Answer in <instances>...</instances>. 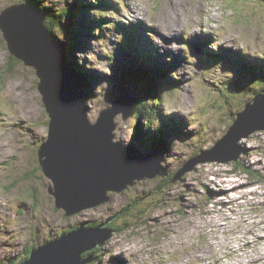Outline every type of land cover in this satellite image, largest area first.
I'll use <instances>...</instances> for the list:
<instances>
[{
    "label": "clouds",
    "instance_id": "clouds-1",
    "mask_svg": "<svg viewBox=\"0 0 264 264\" xmlns=\"http://www.w3.org/2000/svg\"><path fill=\"white\" fill-rule=\"evenodd\" d=\"M27 2L28 0H0V14L11 3L25 5ZM57 2L67 10V3H71L72 0H67V3L66 0ZM115 2L116 0H113V3ZM122 2L124 10L121 16L111 22V27L103 28L107 30L103 37L99 35L102 28H92V35L97 38L89 41V51L76 53V64H83L86 69L111 75L110 65L114 60L115 44L110 41L120 43L123 40L122 32L113 34L115 22H122L125 25L141 22L146 28L145 35L161 52L165 48L173 52L182 51L185 62L169 72L173 80L181 81L183 77L182 82L175 86L179 88L175 93L176 102L170 104L166 110L162 105V111L166 116L173 113L183 115L188 121L187 127L191 125V117L198 111L205 94L218 91V85H227L233 74L229 70H222L220 62L208 67H196L198 59L191 54L189 47L187 51L180 49L178 47L180 43L171 40V37L180 35L183 41H187L194 35L205 34L211 37L208 48L214 52L221 47L231 48L243 55L264 60L261 58V54H264V7L258 6L257 0H122ZM44 3L45 0H42L41 8H44L42 7ZM90 3L95 5L98 0H90ZM90 14L100 18L96 16L94 8L90 9ZM162 37L169 38L170 42L166 44ZM64 38V33L57 37L61 42ZM99 41H103V44H99ZM182 43L187 45L185 42ZM102 48H107V53L103 52ZM97 53L106 58H99ZM164 59L170 62L171 56H165ZM100 60L107 62L98 63ZM189 64L192 65L190 71L187 68ZM201 69L212 71L205 74ZM193 77H197L198 93L195 98L192 88L187 86V82ZM30 87V82L18 77L13 81L12 93L9 95L6 90L3 97V105L0 106V160L15 156L18 164H26L30 158L28 145L32 143L31 137L25 136L22 128L16 127L30 118L26 107ZM107 88L108 82L100 81L94 88L95 94L84 100L85 118L89 126H95L101 112L112 107L111 102L105 99ZM97 95H100L101 99L93 112L92 105L87 101L88 98ZM182 96L188 97V105L180 102ZM245 102L252 105L255 98L249 96ZM244 111L236 109L237 117ZM237 117H234V122ZM111 122L113 126L110 129V142L127 146L132 140L137 119L132 112L125 115L123 111H116L111 117ZM143 125L156 131L160 127V120L157 116L151 124ZM229 129L228 125H223L215 138L209 139L204 146L212 149ZM48 136V133L44 134L45 142ZM261 139H264V136ZM237 141V145L243 149L241 151L250 146L248 141H239L238 138ZM255 144L253 141L252 145ZM191 146L184 144V139L173 138L170 152H182ZM190 155V152L187 153L185 159ZM260 159L264 160V156ZM213 180H216L217 184L220 183L216 176L211 175L204 178L203 183L207 185ZM168 191L171 195L163 198V203L157 202L154 209H150L145 213V217L141 218L143 220L147 216H161L160 222L153 225L149 221L144 230L135 229V234L128 231L110 237L108 243L102 247V255L97 259V264H110L114 256H121L125 264H264V206L260 204V201H264V188L258 190L259 195L247 197L242 201L243 208L238 209L235 215L232 213L225 215L227 209L221 208L215 219L201 217L199 221L193 220L192 215L177 216L175 212L180 207L179 203L172 205L168 203L176 193L171 189ZM201 192L203 193L202 189ZM105 196L107 199L101 201L100 211L81 213L80 216L73 218L72 225L87 221L102 224L113 211L122 206L127 192L123 187L118 192L114 189L110 191L109 188L105 190ZM22 202L16 189L0 190L2 252H20L25 246L37 249L46 242V240L38 242L35 237L28 234L30 231L41 229L42 208L31 210L30 215L28 207L24 213H18ZM27 203L31 205V201ZM216 203L217 201H212V204ZM164 212L170 214L163 216ZM47 219V216L43 217L44 221ZM6 259L7 256H0V264Z\"/></svg>",
    "mask_w": 264,
    "mask_h": 264
},
{
    "label": "rangeland",
    "instance_id": "rangeland-1",
    "mask_svg": "<svg viewBox=\"0 0 264 264\" xmlns=\"http://www.w3.org/2000/svg\"><path fill=\"white\" fill-rule=\"evenodd\" d=\"M33 1L38 2L39 5L42 2V0ZM28 2L30 3L31 1L28 0ZM72 2H77L78 5L75 11L69 10L70 13L68 12V16L71 15L72 19L69 20L68 16L64 14L61 18L60 26L57 27L58 31H53L56 35L55 39L57 44L60 46L59 48L64 55L63 58L66 59L65 61L67 67L68 65L72 67L71 62L72 64L76 63V53L89 51V41L91 39L97 38L92 35L93 27L89 26L94 25V27H97V25L100 26L102 23V29L99 35L103 37L104 32L107 31L103 28L111 27V22L120 17L124 10L122 0H116L115 3H113V0H98V3L95 5L91 4L90 0H72ZM71 3H67V9L69 6H72ZM13 4L16 3H11L8 5V7ZM30 4H35V6H37V3ZM257 4L260 7H264V0H257ZM44 5L47 6V9L51 8L50 15L52 14L53 16L56 11L66 10L57 2V0H45ZM92 8H94L96 16L100 18L90 14V9ZM81 15L82 17L85 15V19H83ZM48 18L49 14L47 15V19ZM70 23H74V26L76 27L67 26ZM99 28L97 31H99ZM145 31V26L139 21L134 24L129 23L127 25L123 24L122 22H115L113 34H115V32H122L123 40L120 43L110 41L111 43L115 44L114 60L110 65L111 75H105L104 73L94 69H86L84 68L83 64H80V70L74 69L72 67L79 85L81 84L82 87H86L88 90H91L92 96L95 94V86L102 80L107 81L108 88L106 90L105 99L110 101L111 104L115 99H118L119 91L123 87L129 89L127 90V93L129 94L130 99L132 98V95H138L137 98L139 97V99H147V96L144 93L148 88L146 79L141 77H133L131 74H128L129 69H132L130 66L131 62H133L135 65L134 59L136 57H132V51H136V49L133 46L128 48L127 39H129L130 42L137 41L140 43L142 48L139 50L142 53L150 55V57L152 56L155 58V60L162 63L169 72L181 66L185 62V58L181 50L173 52L170 49L165 48L164 51L161 52L160 49L154 45L152 41L145 35ZM61 33H64L65 37L63 42L57 39ZM157 35H159V33H157ZM75 38L80 40L81 46L77 48L74 47L73 50H70L71 44ZM162 39L165 40L166 44L170 42V39L175 40L177 43H180L178 47L185 51H187V47H189L191 54L196 56L198 59L196 67H208L219 61L222 65V70H229L233 75L232 78L227 82V85H218V91L205 94L198 111L191 117V125L189 127H187L188 121L183 115L179 113H173L166 116L162 111V105L166 110L170 104L176 102L175 93L179 91V88L175 86H178L179 83L182 82L183 77L181 81L173 80L172 78H170V82L166 83L163 81L161 88H164L163 86L168 85L172 87V89H161V103L157 98L159 101V106L153 104V101H147L148 106L155 105L158 108V118L160 123L161 120H170L169 123L173 124L170 125L164 123V127H162L161 131H159L161 134L165 133L162 137V139L165 141V146L162 147L154 148L153 141H151V139L149 140L147 138H143L145 137L146 133L148 134L151 132L153 135L154 131L151 128L145 129L142 122L143 119L140 120V122L137 119L138 112L136 108L135 110H133L132 107L130 108L129 111L133 110L132 115L137 119V124L135 126L132 140L128 145H130L132 151L138 155H143L150 152L151 150L158 149L160 155L162 154L161 164L162 166L166 167V170L168 168L169 171L167 176L165 175L164 177L157 176L152 179H142L140 181H136L132 186H129L126 190H124L127 192V196L124 198L122 206H120L118 210L113 211L111 215H109L108 218L104 220L106 224L104 227L110 230L111 228L108 227V222L116 220V228L114 230L112 229L114 231L112 237L121 232L128 231H131L133 234H135V229H140L142 231L148 226L149 221H151L153 225L159 223L162 219L161 216H147L143 220L141 218L145 217V213L150 209H154V205L157 202L163 203V198L171 195V193L168 191L169 189L176 193V195L172 196V198L168 201L169 205L175 203H179L180 205L175 214L182 217H188L192 215L193 220L199 221L201 217H206L209 220L215 219L216 213L221 208L227 209L225 215L228 213L235 215L238 209L243 208V204L241 203L242 201H245L247 197L259 195L260 192L258 190L264 188V160L260 159L261 156H264V139H261V137L264 136V130L255 131L247 137L243 136L238 139L239 141L249 142V148L244 151H241L242 148L237 145L238 141H235L236 147H234V153L237 154L240 152V155L238 156V163H240V166H238V168L235 166L236 161L230 160L228 162H220L214 159L212 161L198 163L191 170L183 174L176 182H168L167 177H170L171 180L173 173H175L174 171L177 168L184 167L185 162H188L189 158L209 149L204 145H206L209 139L215 138L223 125L226 124L230 126V119H233L235 116L236 109H239L244 103L245 99L248 97V94H246V91L243 90L244 88L242 85L249 84V80H252L250 74L248 73L249 71L247 68H245V61L252 60L254 62H260L261 60L244 55L246 56V58H242L244 63L236 62L234 61L235 57L232 54L240 56L243 54H241L238 50L224 47H221L218 50V52L224 56V59L218 60L212 57L206 58L203 55L204 52L209 51L212 52V54H215L216 51L214 52L208 48V43L211 37L205 34L194 35L187 41H183L180 35H175L170 39L162 37ZM182 42L187 43L188 46ZM98 43L102 45L103 41H99ZM102 51L107 53V48H102ZM8 55L9 51L3 36V32L0 28V106L3 105V97L6 93V90L7 94L10 95L12 93L13 81L16 78L19 77L22 78L23 81L30 82L31 87L30 91L27 93L28 98L26 100V107L30 113V118L21 122V124L17 125L16 127L22 128L24 130V135L31 137L32 143L28 145L30 149V158L26 164H18L16 162L17 157L15 156L6 160H0V190H8L13 188L17 190L18 194L20 195V199L23 201L20 204L18 213H24L26 207H28L30 215L31 210L42 208L40 216L41 229L39 231H30L28 233L29 235L35 237L39 242L57 237L60 235L61 231L69 229L73 226L71 221L74 217L80 216L81 213H87L92 210L100 211L102 205L79 211V213L72 216H66L63 209L59 210L55 207V198L51 193L48 192V187L52 186V183L50 179H48L43 174L37 159V148L44 140V134L48 131V121L46 114L43 112L42 104H40L41 101L37 90L35 71L32 67L25 66L22 62L16 64L12 70H6L11 63V61L8 60ZM97 55L101 59L106 58L100 53H97ZM165 56H171V61H166L164 59ZM261 58L264 59V54H261ZM143 60L145 64H149L148 61L145 59ZM7 62H9V64ZM106 62L107 61L104 60L98 61V63ZM140 63L141 62L138 64ZM187 68L190 71L192 65H187ZM5 70L8 72L3 73ZM201 71L207 74L208 72L212 71V69H201ZM82 74L94 76L95 80L91 82L93 78H90V80L87 81L88 83L83 84L81 80ZM160 77L162 79L164 78L163 75ZM196 80L197 77H193L187 82V86L192 88L193 98H195L198 93ZM152 81L154 88H156L157 81ZM100 99V95L88 98V104L92 105L93 112L95 107L98 106ZM180 102L184 105H188L189 99L188 97L182 96L180 98ZM148 118L150 121H152L150 117ZM155 119L156 117L153 119V121ZM152 122L148 124H151ZM138 125L139 128H137ZM140 137L144 140L142 141ZM173 138H179L181 140L184 139V144H191L192 146L191 148L183 149L182 152L178 151L176 153H172L170 152V145ZM253 141L256 142L255 146L252 145ZM231 149L233 150L232 146ZM189 152L191 155L185 159V156ZM155 153L158 155L157 152ZM221 153L222 152L212 153L213 155L211 154V156L217 157L220 156ZM208 156L209 154L204 157ZM209 175L216 176L220 183L217 184L216 180H213L210 184H204V178ZM45 189H47V191H45ZM201 189L203 190V193L201 192ZM214 200L217 201L216 204H212V201ZM29 201H31L30 206L27 203ZM130 201L132 202L128 204ZM260 204L264 206V201H260ZM123 211L126 213H123ZM169 214L170 213L168 212H164L163 216H168ZM44 216H47V221L43 220ZM189 222L191 223L192 221L190 220ZM45 229L47 231H45ZM119 229L122 230L119 231ZM108 240L101 246L91 249L95 250L97 248V251H99L96 259H94L92 254L87 258H82L84 259L83 262L85 263V261H87V259L91 256L92 260L86 262L85 264H97V259L102 255V247L108 243ZM26 247L27 246H25L20 252L14 251L12 253H5L0 251V256H7V259L4 260L3 264H16V261L24 255L23 252ZM110 264H125V262L121 256H114L111 258Z\"/></svg>",
    "mask_w": 264,
    "mask_h": 264
},
{
    "label": "water",
    "instance_id": "water-1",
    "mask_svg": "<svg viewBox=\"0 0 264 264\" xmlns=\"http://www.w3.org/2000/svg\"><path fill=\"white\" fill-rule=\"evenodd\" d=\"M46 19V13L33 4H13L0 14V28L9 54L35 71L49 134L47 141L43 140L37 148L38 164L52 183L48 192L55 198V207L72 216L102 205L101 201L107 199L106 189L126 190L136 181L167 176L169 169L162 166L158 149L138 155L130 145L110 142L112 115L116 111L133 113L139 100L136 95L130 99L128 88L123 87L112 107L101 112L95 126H89L84 105L88 94L79 85L73 68L67 67ZM253 98L254 104H245V111L236 115L228 133L212 149L189 158L184 167L175 171L171 183L201 162L239 161V155L234 153L237 138L264 130V87ZM131 107L133 110L129 111ZM216 152L222 153L212 157ZM104 226V223L96 227L80 224L58 235L59 239L54 237L39 248H32L18 264H83L82 253L101 246L112 235V229ZM90 259L91 256L87 261Z\"/></svg>",
    "mask_w": 264,
    "mask_h": 264
},
{
    "label": "trees",
    "instance_id": "trees-1",
    "mask_svg": "<svg viewBox=\"0 0 264 264\" xmlns=\"http://www.w3.org/2000/svg\"><path fill=\"white\" fill-rule=\"evenodd\" d=\"M29 1H31L30 3H37L36 5H37V7H38V9L40 11L46 13V15L49 14V18L46 19L45 24H46L47 28L52 32V34H53L54 37H56V35L54 34L53 31L54 30L58 31L57 27L60 26L61 18L63 17V15L65 14V15L68 16V12L70 13V11H75L76 8L78 7L77 2H72L71 3L72 6H69L70 8L68 7L67 10L56 11L54 13V16H53L52 14L50 15L51 8H48L47 9V6L44 5V4L42 5V7H44V8H41L38 2H34L33 0H29ZM47 12H48V14H47ZM81 17H82V15H81ZM82 18L85 19V15H83ZM68 19L71 20L72 19V16L69 15L68 16ZM99 23H101V22H99ZM70 24H68L67 26L76 27V26H74V23H70ZM89 27H94V25H90ZM97 27H100L101 28L102 27V23H101L100 26L97 25ZM85 28H86V26H85ZM127 42H128V48L131 47V46H133L136 49V51H132V57L133 58L136 57L134 59L135 60L134 61L135 62V65H134L133 62H131L130 66L132 67V69H129V71L127 70L128 71V74H131L133 77H141V78H144V79H146V82L148 83V88L144 92L145 95L147 96V99L146 98H142V99L140 98L139 101L137 102V105H136V110L138 112L137 119L139 120V122H140V120L143 119V121H142L143 124H148V123L152 122L155 117L159 116V114H158V108L156 106H159V103H158L159 101L161 103V98H160L161 89L166 90L167 89L166 87L170 88V86L166 85V86H163L164 88H161V87H162L163 81L166 82V83L167 82H170V80H171L170 78L171 77L169 76V71H167V69L165 68V66H163L162 63H160L159 61L155 60V58H153L152 56L150 57V55H148L146 53H142L139 50V49L142 48L140 46V43H138L137 41L130 42L129 39H127ZM80 46H81L80 40H78V39L75 38L73 40V43L71 44L70 50H73L74 47L77 48V47H80ZM203 55L206 58H211L212 57V58L218 59V60L224 59V56L220 52H218V51H216L215 54H212V52L206 51V52L203 53ZM232 55L235 57V60L234 61L240 62V63L243 62L242 58H246V56H244V55H241V56L240 55H235V54H232ZM140 58L145 59L146 61L149 62V64L148 63L145 64L144 60L143 59H140ZM8 60L11 61V63H10L11 66L9 65L8 68L6 69V70H9V71L12 70V68L16 64H19L21 62L20 60H18L17 58H15L14 56H12L11 54L8 55ZM261 61H263V60H261ZM261 61L260 62L259 61H255L254 62L252 60H246L245 61V65H246L245 68H247V70L249 71L248 73L250 74L251 79H252V80H249V83L251 82L249 85L248 84L242 85L243 88H244L243 90L246 91V94H248L247 95L248 97L249 96L254 97L256 95V93H258L264 87V61L263 62H261ZM139 62H141L143 65L141 63H140L141 65L138 64ZM7 63L9 64V62H7ZM5 64H6V62H5ZM71 65H72V67L74 69L80 70V66L77 65L76 63L75 64L74 63L72 64V62H71ZM6 70L3 71V73L8 72ZM161 75H163V77H164L163 79L160 77ZM90 78H93L91 80V82L95 80V77L94 76H91L89 74H84V75L82 74L81 80H82L83 84H85V83H88L87 81H89ZM152 80L157 81V87L156 88H154V86L152 84V82H153ZM83 89L88 94V96H91V94H92L91 90H88L86 87H83ZM171 89H169V90H171ZM157 98L159 99V101H158ZM148 100L153 101V104H155L156 106L155 105H153L154 107L153 106H150V105L148 106V103H147ZM245 101H246V99H245ZM245 101H244V103L241 105V107L239 109H243L244 108V106L246 104ZM236 115H237V112L235 111V116ZM148 117H150V119L152 121H150ZM234 117H233V119H230V122H229L230 125H232L233 120H234ZM169 122H170V120H167V121L161 120L160 127L156 131H154V134L152 135L151 132L148 133V134L146 133L145 137H143V138H147L149 140L151 139V141H153V147L154 148H156V147L158 148V147L165 146V141L162 139V137H163V135L165 133L164 134L163 133L161 134L159 131H161V128L164 127V123L170 124ZM172 123H174V122H172ZM170 125H173V124H170ZM137 128H139V125L137 126ZM142 129H143V127H142ZM141 135H142V133H141ZM141 140L143 141L144 139L141 138ZM235 163H236L235 164L236 168H238V166H240L239 165L240 163H238V161H236ZM180 168H177L176 170H178ZM167 180H168V182H170L169 181L170 180V177L169 178L167 177ZM131 202L132 201L128 202V204L131 203ZM123 213H126V212L123 211ZM103 223L105 224V221ZM99 224L100 223H97V222H91V224H89L88 227H96ZM77 226L78 225L72 226L69 229H65V230L61 231L60 234L69 232L70 230L75 229ZM111 229L114 230L115 228H111ZM120 230H122V229H119V231ZM32 248L33 247H31V246H27L26 249L23 252L24 255L22 254L23 256L16 261V264H18L20 261L26 259L28 257V255L30 253V250ZM92 254H93V252H88L87 255H85V253H83L81 255V257L82 258H87L89 255H92ZM8 264H14V263H8Z\"/></svg>",
    "mask_w": 264,
    "mask_h": 264
},
{
    "label": "flooded vegetation",
    "instance_id": "flooded-vegetation-1",
    "mask_svg": "<svg viewBox=\"0 0 264 264\" xmlns=\"http://www.w3.org/2000/svg\"><path fill=\"white\" fill-rule=\"evenodd\" d=\"M109 219H112V218H109ZM109 219H108V220H109ZM115 221H116V220H114V221H112V222H108V227H110V228H116V226H115ZM82 223L85 224V226H87V227H88L89 224H91V222H89V221H88V222H82ZM79 225H80V224H79ZM79 225H78V226H79ZM88 252H93V255H94L93 257H94V259H96V258H97V255L99 254V251H97V248H96L95 250H89V251H85V252H83V253H85V255H87ZM83 253H82V254H83Z\"/></svg>",
    "mask_w": 264,
    "mask_h": 264
},
{
    "label": "bare ground",
    "instance_id": "bare-ground-1",
    "mask_svg": "<svg viewBox=\"0 0 264 264\" xmlns=\"http://www.w3.org/2000/svg\"><path fill=\"white\" fill-rule=\"evenodd\" d=\"M81 224H83V223H81ZM102 224H103V223H102ZM84 225H85V224H84ZM112 232H113V233H112V235H111L110 237H112L113 234H114V231H113V230H112ZM110 237H109V238H110ZM109 238H108V239H109ZM108 239H107V240H108ZM107 240H106V241H107ZM46 241H47V240H46ZM106 241H105V242H106ZM96 247H98V246H96ZM91 260H92V259H90V260H88V261H91ZM88 261H87V262H88Z\"/></svg>",
    "mask_w": 264,
    "mask_h": 264
}]
</instances>
